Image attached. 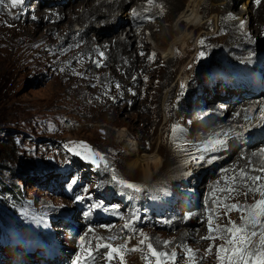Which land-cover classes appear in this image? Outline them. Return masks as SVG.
<instances>
[{"label":"bare ground","instance_id":"1","mask_svg":"<svg viewBox=\"0 0 264 264\" xmlns=\"http://www.w3.org/2000/svg\"><path fill=\"white\" fill-rule=\"evenodd\" d=\"M27 1L17 7V11L11 16L5 8H0V52L14 56V59H19L22 54H29L30 58L43 59L46 60L45 64H53L56 74L70 75L64 78L67 89L64 97L77 104L84 115L97 108L109 112H101L103 117L109 119H116L115 113L122 114L123 105L118 104L106 84L98 89L89 88L86 84L90 81L105 83L111 80V73H124L125 70L134 69L135 74H140L141 82L135 87L139 100H133L132 104L137 103L139 112L127 111L122 118H144L152 127H156L161 121L157 128L159 132H148L150 136L156 135L159 145L162 142L161 132L168 125L183 128V137H187V132H190L192 136L186 143L197 146L210 135L230 129L231 137L236 134L247 136L257 130L261 118H264V111H261L264 109V102H261L264 100L263 93L259 98L243 95L242 92L246 89L232 94L226 84L214 80L213 71L197 70L200 52L210 55L221 48L224 56L246 61L259 56V51L255 50L264 41V0H261L260 5H256L255 0H245L240 8L246 15L245 18L241 17V12L235 13L228 6L227 0H152L151 3L149 0H67L65 4L61 3L63 0H37L34 12L20 19V10L27 6ZM48 3H55V6L40 8ZM128 5L130 7L126 8ZM208 12L210 13L207 14ZM145 16L148 19L142 21L141 17ZM60 20H64L63 23L56 25ZM241 20L244 21L242 29L239 27ZM44 22L47 24L42 26L41 23ZM92 22L98 31L89 28ZM72 25L80 26L75 28L77 32L72 29ZM75 42L81 44L88 54H65L64 49H71ZM60 47L63 50L58 53ZM100 52L104 53L103 58L100 57ZM150 54H155L151 61L148 59ZM108 59L115 61L116 67L109 74L103 75L101 70ZM97 63L101 66L97 67ZM120 64L125 66L124 71L117 66ZM89 67L94 72L86 71ZM194 79L206 87L201 88V91L193 90ZM218 84L221 86L218 87ZM181 85H184L183 89ZM222 90L224 95L219 92ZM198 93L201 95L194 99ZM216 105L224 107H221V113L214 107ZM202 106L205 108L201 114L187 117L192 110L196 111ZM213 117L217 120L212 121ZM171 138V143L175 146H172L173 153L167 160L160 155V149L149 152V158L141 153L135 158L136 164L145 165L143 180L148 188L165 183L171 187L178 181L181 182L180 185H184L190 178L193 179L192 184L197 185L214 165L217 167L213 170V180L215 182L220 176L222 181L218 185L212 180L216 188L214 191H211L214 189L213 185L206 187L205 194H208V198H205L201 211H196L202 213L201 217L204 218L200 227L174 231V246L171 244V248L161 251L175 252L179 258L182 254L185 257L187 249L191 248L193 258L186 259L189 264H212L207 257L198 254L195 244H189L187 240L203 241L202 237L209 236V219L213 228L230 226L229 220L237 225L241 223V213L231 211L225 215L224 205L238 203L250 206L252 198H255V202L261 198L257 193H249L247 196L243 194L246 189L240 181V174L243 172L249 176H261L262 179L257 183L264 186V172L261 171L264 169V153L260 152V146L264 144H255L242 151L236 145L235 138H230L228 147L232 151L227 156H219L222 153L220 151L208 153L203 159H195L194 155H199L196 151L186 153L184 149H180L177 152V141L173 133ZM213 156L216 159L209 163ZM166 164L170 168L163 171ZM155 166L157 168L152 171ZM147 170L151 173V178ZM234 177L238 195L236 192L229 194L225 191L233 187ZM157 178V182L152 184ZM243 183L253 186L251 181ZM200 186H197V190ZM191 199H188L190 203ZM196 212H189L191 214L185 218L170 219L167 224H171L173 228L182 224L188 227L189 220L195 218ZM212 235L220 233L214 232ZM206 240L208 243L212 242L214 247L223 242Z\"/></svg>","mask_w":264,"mask_h":264},{"label":"rangeland","instance_id":"2","mask_svg":"<svg viewBox=\"0 0 264 264\" xmlns=\"http://www.w3.org/2000/svg\"><path fill=\"white\" fill-rule=\"evenodd\" d=\"M36 1H27V6L20 10V19L34 12ZM66 1L63 0L61 3L65 4ZM244 1L237 0L235 3L232 0H227V4L235 13H238L241 12L240 8L243 7ZM45 6L54 7L55 3L43 4L40 8ZM129 7L128 5L126 8ZM0 8H5L9 16L17 11L11 7L9 0H0ZM241 17L245 18L246 15L241 12ZM63 21H57L56 25H61ZM46 24L47 22L41 23L42 26ZM93 25H95L94 22L90 24L89 28L98 31L99 29ZM79 27L72 25V29L75 32H77L75 28ZM262 38H264V35ZM262 45H264V41L259 46ZM71 47L67 51L64 49V53L88 54L78 42L72 43ZM62 50L63 47H60L58 53ZM255 51L260 53V48L258 47ZM223 52V49L218 48L210 55H204L197 62V70L203 72L204 68L213 64L241 61V58L236 59L224 56ZM212 55L216 57H212ZM45 61L43 59L30 58L29 54H22L19 59H14V56L3 55L0 52V144L3 150L0 157V227L13 226L21 231L40 232L56 240L62 246L64 253H68L70 250V252L80 256L86 255L98 243H110L114 246H120L125 243V239L128 236H131L132 239L123 250L124 264H155V262L153 263L155 261L154 258L144 259V257L149 256L146 247L148 241L145 242L144 246H141L139 240L143 237L140 233L149 237L157 250L161 251L171 248V244L175 243V237H172L174 231L187 230L189 227L192 229L199 228L204 218L201 217L202 213L196 211H201V208L205 205V198H208V194H205L207 185H213L214 187V184H212V180L215 177L213 169H211L209 174L206 173V177L198 185L194 186L192 181H188V183L186 181L184 185H180L181 182L178 181L177 184H173L170 187L182 196L185 197L186 195L189 200L192 198V203L190 204L194 205L192 209L196 212V215H194L195 218L189 220L190 226L188 225V227L182 224L173 228L171 224H167L170 219L164 221L163 228H142L135 233L125 230L122 232L124 223H117L110 227L96 226L89 228L91 231L89 229L86 231L80 227L74 228L71 225L61 227L57 218L64 212L72 211L74 204L62 197L59 187L53 185L52 188H49L39 178L41 175L50 174V176H55L58 173L68 174L67 179L71 178L67 169L72 166V160L80 156L75 155L74 152H69L68 147L85 143L91 149L100 152L104 159L95 158V165L97 166H93L91 160H87L90 166H93L92 169L83 160L79 163L80 169L85 171L90 177V190H96L97 185L102 183L114 196H117V192L123 188L112 180L113 175L118 179L135 183L141 186L142 189L148 188L146 181L143 180L145 165L134 162L135 158L139 157L138 153L149 158V152L160 149V155L167 160L173 153L172 146L175 145L171 143L172 125H168L164 132L162 130V142L159 145L155 134L159 132L157 128L161 121L156 127H152L144 118L136 117L134 118L136 120L133 118H122L127 111L132 113L139 112L137 103L132 104L133 100H139V94L135 87L141 82L140 74H135L134 69L124 71L125 66L120 64L117 66L123 69L124 73H118L117 71L113 74L111 73V80L105 83L90 81L86 84L92 89H98L106 84L116 100H118V104L123 105L122 114L115 113L116 119H109L103 117V113H109L105 109H92L88 111V115H84V112L77 104L65 98L64 94L67 89L64 78L66 79L70 75L56 74L54 71L55 66L50 63L45 64ZM107 62L101 70L103 75L109 74L111 69L113 70L116 67L115 61L108 59ZM86 71L94 72L92 67H89ZM192 83L193 90H195V80ZM116 85H119V89H117ZM126 105L130 106L127 107ZM214 107L217 108L218 112H222L221 107L223 106L219 107L216 105ZM200 108V111L192 110V113L188 114L187 117L198 116L203 106ZM66 119H72L79 127L67 129L64 125ZM150 130L155 134L152 136L148 135ZM191 136L190 132H187V137L181 135L175 139L177 141V152L180 149H184L186 153L196 151L197 146H200V144L197 146L193 144L189 147L186 143ZM174 152L176 153V151ZM184 158L183 161H186ZM131 163L133 164L131 165ZM155 168L157 166L153 167L152 171ZM169 168V165L166 164L162 170L166 171ZM147 174H151L149 170H147ZM151 177L150 175L149 178ZM158 179L152 181V184H155ZM221 181L219 176L215 182L213 180V183L219 185ZM197 186H200L198 190ZM215 189L214 187L211 191ZM9 190L19 191L20 195L17 196V199L12 198ZM254 202L255 198H252L250 205ZM184 207H186L187 211H190L187 205ZM187 211H183V215L181 214L176 218L188 217V214L190 215L191 213H187ZM184 213H187V215L185 216ZM67 224H70V222L68 221ZM81 236L84 237L83 241L80 240ZM111 236H117L118 238L110 240L109 237ZM164 241L169 242L167 247L163 246ZM187 241L189 244H195V249L199 251L198 254L207 257L212 264H217L215 247L212 242L208 243L206 239L203 241L196 239ZM210 244L213 245V251L206 253L205 250ZM132 248H136L137 251H131ZM178 257L176 264H189L183 254ZM68 258L71 260V256H68ZM107 263L109 262L107 261ZM110 264H120L119 257L113 259Z\"/></svg>","mask_w":264,"mask_h":264},{"label":"snow or ice","instance_id":"3","mask_svg":"<svg viewBox=\"0 0 264 264\" xmlns=\"http://www.w3.org/2000/svg\"><path fill=\"white\" fill-rule=\"evenodd\" d=\"M10 5L13 9H16L19 6H22L25 0H9ZM152 0H149L151 3ZM256 5L261 4V0H255ZM35 19V17H33ZM239 27L242 29L244 27V21L241 20ZM203 42L201 41V44ZM100 57H104V53H99ZM143 55V53H141ZM204 52L199 53V58L204 57ZM155 57V54H150L148 59L151 61ZM97 67L101 65L99 63L96 64ZM135 79V77H133ZM147 79V78H145ZM117 89H119V85H116ZM181 88H184V85H181ZM135 94V93H133ZM114 99V98H113ZM264 111V109H261ZM204 115H207L205 113ZM174 138H179L184 129L179 126H173L171 129ZM232 130H227L221 132H216L213 135H210L209 138L203 141L202 145L197 146L196 152L199 155H194L195 159H203L205 155L208 153H216L223 150H227L229 146V139L235 138L239 139L242 134H236L234 137H231ZM68 147V146H66ZM69 152H74L75 155L80 156L84 160H91L93 164L96 163L97 157L100 159H104L102 154L98 151L91 149L87 144L80 143L76 145H72L68 147ZM261 153H264V148L260 149ZM255 155V154H254ZM215 156H213L208 162L211 163ZM226 171V170H224ZM264 172V169H261ZM262 179L261 176H249L246 173L241 172L240 174V181L243 184L246 191L243 193L247 196L249 193L255 195L259 193L260 199L256 200V202L252 205H240L238 203H234L231 205H224L225 207V215H227L231 211H238L241 213V223L237 225L234 221L229 220L228 225L224 228H220L217 226L213 228L212 221L209 219L208 224L209 228L208 231L210 233L207 237H202V239H209V240H221L223 241L221 244L216 245L215 247V259L217 264H264V186H259L257 182ZM112 180L119 185L121 188L126 190H134L135 192L139 193L142 188L141 186L128 182L124 179H118L115 175L112 176ZM245 181H251L253 186H248ZM75 182V181H73ZM225 191L229 192V194L236 192L238 195L239 192L235 187V177L233 178V187L225 189ZM83 197H76L77 201H80ZM227 199V197H225ZM92 208L102 207V205L96 204L92 205ZM136 220L135 215L132 217V222H126L122 229L127 230L132 228L133 233L137 230L132 227V223ZM91 231V229H89ZM214 232H219L220 235H212ZM143 237L139 240V244L141 246L145 245V242L148 241L146 247L149 256L144 257V259L154 258L155 264H176L177 255L175 252L167 253L165 251H159L154 246V244L150 241V238L144 236L143 233H140ZM117 236L109 237L110 240H116ZM102 239V238H98ZM132 239L131 236H128L125 239V243L120 246H114L110 243H98L96 245L97 250L103 248L106 249L107 252L104 256L106 261L110 262L119 257L120 264H124V255L123 250L125 249L127 243ZM80 240L83 241L84 237L81 236ZM159 243V242H157ZM169 245L168 241L163 242V246L167 247ZM131 251H137L136 248H132ZM206 253H211L213 251V245H209L208 248L205 250ZM88 257H92L93 253L91 250L87 253ZM185 259L193 258V252L191 248L187 249ZM73 264H81V256L77 255L76 259L73 261Z\"/></svg>","mask_w":264,"mask_h":264},{"label":"trees","instance_id":"4","mask_svg":"<svg viewBox=\"0 0 264 264\" xmlns=\"http://www.w3.org/2000/svg\"><path fill=\"white\" fill-rule=\"evenodd\" d=\"M2 153H3L2 145L0 144V157H1ZM83 160L84 159H82L81 157H79V158L75 157V159L72 160V164L71 165L72 166L77 165L80 162H82ZM84 161L87 163V165H89V167H92V169H93V166L92 165L90 166V164L88 163L87 160H84ZM9 193H10V196L12 198H15V199H17V196L20 195V192L19 191H15V190H9ZM7 231H9V232H18V229H16L13 226L12 227H3V226L0 227V235L4 234ZM24 231H26V230H24Z\"/></svg>","mask_w":264,"mask_h":264},{"label":"built area","instance_id":"5","mask_svg":"<svg viewBox=\"0 0 264 264\" xmlns=\"http://www.w3.org/2000/svg\"><path fill=\"white\" fill-rule=\"evenodd\" d=\"M64 125L67 129H74L75 127H79V125L77 126L76 122L72 119H66V121H64Z\"/></svg>","mask_w":264,"mask_h":264}]
</instances>
